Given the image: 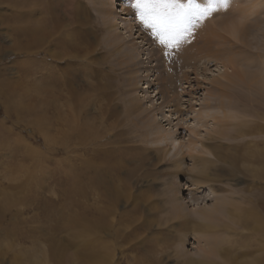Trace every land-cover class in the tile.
<instances>
[{
	"label": "rangeland",
	"instance_id": "1",
	"mask_svg": "<svg viewBox=\"0 0 264 264\" xmlns=\"http://www.w3.org/2000/svg\"><path fill=\"white\" fill-rule=\"evenodd\" d=\"M30 1L36 3V9L47 11L41 12L37 16L46 21V25H49L47 29L53 27L52 19H48V17H59L57 22L60 26L61 38L66 35L71 36L73 47L62 48L61 46L56 49L60 51L65 49L68 52L77 53V56L66 60L67 63L62 62L63 65L56 63L52 68L55 73H51V70H48L50 73L44 72V70L38 72L33 70L32 79L28 77L30 80L26 82L24 74H28L21 67L24 64L21 54L24 53L18 47L19 42L22 44L26 42V39L22 37L25 32H15L14 28L20 23L22 24L23 19L29 21L32 17L21 13L16 15L15 7L21 8L23 3L29 4ZM30 1L0 0V67L7 66L6 69L0 68V73L3 75L0 77L4 78H0V87L2 86L0 90L4 94L0 96V264H90L85 258L89 249L90 236L84 220L72 223L73 225L68 221L76 213L82 214L84 219L93 214L96 215L98 212L95 208L109 201L111 203V198L114 199L116 190L124 194L128 192L129 198L119 197L120 201L117 199L118 202L115 206L117 214L107 216L108 228L101 232L103 238L114 243L118 241L120 246H117L123 247L122 252L121 248L117 250L114 262L129 264L127 260L131 259L130 256L136 255V257H140L139 259L148 258V254L151 255L150 251H154L153 253L160 257L161 264H185L184 257L179 259L174 256V250L178 243L175 237L183 229H179V225H175L173 231L170 222L166 219L168 217L166 214L168 205L165 200L167 196L163 193L169 192L168 189L171 187H179L178 194L189 212L210 206L214 195H223L224 198L228 195L224 200H227L230 206L227 204V208L220 212V216L225 215L222 216L219 227L213 230L224 241L221 242V253L214 258L212 264H264V227L253 229V223L249 221L247 223L238 214L240 209H248L250 206L255 207L264 217V171L260 170L259 164L253 160L254 157L248 159L246 156L247 151L254 152L263 147V143L256 144V142L264 140V133L219 140L223 142L224 146H222L221 152L225 155L222 156L221 152L217 154V157L208 155L212 160H215L214 167L218 181L211 183L213 185H210L209 182L205 186L206 188L201 189L202 191L194 193L190 191L191 187H187L186 180L188 181L189 173L184 171L183 175L175 177L173 162L169 160L172 158L171 154L163 158L162 151L160 153L156 151L157 146L152 143L151 137L144 136L142 128H140L141 123L137 122L134 125V122H130V118L125 113V108L127 104L129 105L126 100V95L129 92L127 90L130 89V93L135 96L138 95V91H142L141 87L152 82L154 83L152 88L145 89L148 91L146 94L148 97L143 98L141 102L145 106L153 103L152 105L156 106V109L144 112V116L155 113L156 124L174 131L175 136L181 142L191 136L188 130L191 127L203 132L204 128H199L195 117L198 113L203 114L206 108L204 101L212 98L210 97V93H212L211 80L224 72L231 71V68L223 62L224 60L204 54L203 56L207 59L206 63L202 62L196 71L188 72L191 82L185 83L179 80L176 83L177 87L168 86L167 81L164 80L167 78V75L163 73L168 71L166 66L157 67L151 71L152 66L150 67V65L156 64L157 60H155L147 64L149 67H144L147 71H151V74L140 80L141 78L138 76L140 72H133L130 75L125 73L126 70L118 65V54L116 51H111L104 41L108 29L111 28L105 25L101 19L100 13L103 9L101 2L104 0ZM123 3L128 16L133 18L132 22H137L138 28L144 31V38L148 40L146 41L151 49L148 56L156 53L153 59L162 57L161 47L154 42L150 32L144 30L143 26L139 25V21L134 19L132 9L128 4ZM117 9H120V6ZM113 11L115 10L113 9ZM258 12L259 20H264V10L260 12L259 9ZM256 13L250 18L253 19L257 16ZM37 23L43 24L44 22ZM261 26L263 27L255 32L259 35L248 37L251 49L255 50L254 52L257 54L262 53L264 49V25ZM122 31V29L121 31L115 30L118 34ZM254 38L256 39L254 40ZM135 40L124 37L122 41L123 45L134 47L135 52L139 53L138 58L146 57V54L143 53L148 50L141 51V47L137 48ZM231 43L233 44V42ZM231 43L226 41L222 46L227 47ZM41 54L44 53L41 52ZM29 58L33 60L32 64L36 65L42 61V58L39 57L31 56ZM167 58L165 57L166 60ZM263 60L264 56L258 55L254 60V65L250 68L252 70L260 69L259 64ZM93 66L99 70L97 73L91 72L92 70L88 71V67ZM183 69L182 71H187V68ZM71 70L72 72H70ZM177 72L179 75L182 74L180 70ZM61 73L67 76L69 85L71 84L77 90V95H80L81 100L76 107L77 116L75 118L78 126L82 127V132L90 131L92 135L90 139L81 136L82 139L79 140L76 137L77 134L69 139L65 135L68 130L67 125L61 126L60 118H64L65 121V117H70L71 110L69 111V103L65 99L68 92H62L60 95L58 90H63L68 86L62 87V82H52L54 80L51 81V78L54 76L49 75L60 74L61 76ZM128 77L133 84L131 86L127 85ZM37 78L44 79V81L49 80L47 83L52 84L50 87L56 86V92H53L54 95L49 98L51 101L49 107L39 97L33 98L29 97L30 94H26V89H28L26 83ZM90 84L94 88H89ZM97 84H101L99 85L101 88L105 85L107 87L104 90H97ZM159 90L161 93L152 97ZM171 91L179 94L178 102L168 103L169 107L164 106L165 102L164 105H159L162 100H169L174 96ZM11 92H14L13 95ZM228 93V99L232 105H229L231 109L227 111H233L237 116L245 115L246 111L241 107L237 109V101L244 97H253L250 95L252 92L242 88V91L235 90L234 93L229 90ZM159 96L160 98L157 99ZM216 101L212 100L210 103H212V108L218 109ZM59 107L63 109L61 110ZM107 108L111 110V115L106 113ZM176 108L181 111H177ZM174 110L176 111L174 112ZM259 112L262 116V112ZM162 113L165 117H162ZM168 118L170 121L166 120ZM260 121L264 123V120ZM61 128H64L65 133ZM200 137L203 141L210 142V140H206L207 134L201 133ZM241 144L244 145L243 149L234 147L241 146ZM183 150L185 151V149ZM190 164L189 158L186 157L182 160L183 168ZM92 165L99 168L103 175V182L108 185L109 189L101 192L99 190L97 194L89 192L84 194L83 198L77 196L75 197L77 204H68L67 192H65L66 185L70 182L68 166L75 172L77 171L76 174L80 178H84L83 171L88 167L92 168ZM227 171L233 172V175L230 176ZM118 179L128 185L125 187L126 189L118 186L120 184L117 182ZM80 187L82 188L79 191L84 188L90 191V186H86V184ZM133 205H135L136 209H134L137 213L135 216L140 217V221H133L132 226L127 227L128 222L126 221L131 218L130 210L133 209ZM232 205H237L236 209L239 210H235ZM231 210L234 211L233 214ZM92 212L94 213L92 214ZM143 219L151 222V227L139 228L130 236L131 239L126 238L130 228L143 222ZM249 220L251 221V219ZM160 222L164 223L161 227H159ZM197 223L200 222L192 221L184 229L186 231L183 241L184 248L190 251L189 257L192 258L197 257L198 251L192 235L202 231ZM77 234L80 237H76ZM158 234L163 236L164 240L158 241L156 237ZM119 236L120 238H118ZM134 236L142 238L145 236L144 238L156 243L150 247L146 244L147 239L142 241L143 244L139 242L142 239H139L136 246L133 247L134 250L131 251L125 245L129 241L133 244ZM224 250H227L228 253H224ZM130 261L133 264V260ZM137 264L140 262L137 261Z\"/></svg>",
	"mask_w": 264,
	"mask_h": 264
},
{
	"label": "bare ground",
	"instance_id": "2",
	"mask_svg": "<svg viewBox=\"0 0 264 264\" xmlns=\"http://www.w3.org/2000/svg\"><path fill=\"white\" fill-rule=\"evenodd\" d=\"M101 3L103 7L102 12L100 13L101 19L105 25H108L111 27L110 29H108L107 37H105L104 41L106 44H108L111 51H116V53L118 54V65L122 67V69L126 70L125 71L126 74L130 75L133 72H136V73L140 72L138 76L141 78L140 80H143L145 76L148 77L149 74H151L150 72L155 70L154 68L157 69V67L161 68V67L166 66L168 71L163 72L164 74L167 75V78L166 79L164 78V80L167 81L166 83L168 86L177 87L176 83H178L179 80H182L185 83L191 82L188 72L196 71L199 68L198 66H200L202 62L206 63L207 59L203 56L204 54H207L209 56H215V58L218 57L219 59L224 60L223 62L226 64V66L231 68L230 72H224L220 76L215 77L211 80L212 93H210L211 95L210 97L212 98H209L204 101V105L206 106V108L203 114L198 113L195 117L197 119V123L199 124V128H204L203 132H201L200 130L198 131L197 129H195V127H191L190 129H188L191 136L184 142H181V140L177 136H175L174 131L168 130L163 127H159L156 124V121L154 118L155 113H153V115H150V116H148L147 114L144 116V112L152 111V109H156V106L152 105L153 103L152 104L150 103L149 105L145 106L141 102L143 98L148 97L146 95L148 91H145V89L152 88L151 86H153L154 83L149 82V84H147L145 87H141L142 91L141 92L138 91L137 93L138 95H135V96L132 95L130 93V89L127 90L129 92L126 95L127 96L126 100L129 102V105L127 104L125 108V113L130 118L131 120L130 122L133 121L134 125H136L137 122L141 123L139 124H140V128H142L144 136L151 137L152 143L157 146L156 151H158L159 153L162 151L163 158L171 154L172 158H169V160L173 162V166L175 168V177L180 174L183 175L184 171L188 172L189 173L188 181L186 180L188 186L187 185L186 186L191 187L190 191L194 193L202 191L201 189L204 188L206 185H208L209 182H210L209 183L210 185H213L211 183H215L218 181L217 175L215 173L216 172L215 167H214L215 160H212L208 155L217 157L218 156L217 154L221 152L222 146L224 145H223V142H220L219 140L228 139V138L233 139L237 137L238 138L245 137V136L254 135V134L259 135L261 133H264V123L260 121V120H264V60L261 61L259 64L260 69L255 68L252 70L250 68L251 66L254 65V60L258 55H260V57L264 56L263 55L264 49H263V52L260 54H257L256 52H254L255 50L251 49L250 40L248 38L250 35H252V37L256 36L257 33L255 34V32L260 30L261 29L260 27H263L261 26L262 24L264 25V20H261V19L259 20L258 18L259 9H260V12L264 10V0H227V7H219L217 11L213 12L210 16H208L204 20L194 19L193 21L194 27L191 29L192 35L189 37V42L182 44L179 50L174 51L172 55L168 56L169 59L167 58V60L165 59V57L163 58V56L156 57V59H153L154 58L153 56H155L156 53L155 55L152 53L150 56H148L151 49H149L150 45H148V42H147L148 40L144 38V35H143L144 31L141 30V28H138L137 22H132L133 18H130V16H128V13L124 9L125 7H123L124 6L123 2H121L120 0H104V2H101ZM26 4H27L26 2L23 3V7L21 8L15 7V13L16 15L21 13L23 15H27V17H32V18L29 19V21H27V19H23L21 21L22 24L20 23V25L15 26L14 31L15 32H25V34H23L22 37L26 39V42L25 44H22L21 42H19L18 47L22 49V52L24 53V54H21V56H23L21 57V60L24 64L23 65L20 64V65L23 70L27 71L28 75L24 74V77H25L24 80L27 82L28 80H30L28 79V77L32 79L33 70L36 72L43 71V70L44 72H49L48 70H51V73H52L54 72L52 71V68L55 66L56 63H61V64L62 62L67 63L65 61L69 59L71 60L73 59V57L75 58L77 56V53H71L65 49H62L61 51L56 49L61 46L62 48L63 47H67V48L73 47V44L71 42L72 40L71 36L66 35L63 37L64 39L61 38V31L59 30L60 26H59V23L57 22L59 17H56V16H52L50 18L48 17V19H52L51 21L53 23L52 24L53 27L52 29H47L49 25H46V21L43 20L42 17L41 18L37 17L39 13L41 12L44 13L47 11H44V10L40 11L39 9H36L35 7L36 3L32 1H30L29 4L27 5ZM119 6H120V9H117ZM113 9L115 11H113ZM255 13L257 14V16L251 19L250 17ZM42 21L44 22L43 24L37 23V22H42ZM112 26H115V28H112ZM117 29L120 31L122 29L123 31L120 32V34H118L115 32V30ZM124 37H129L134 40L136 39L135 44H137L136 46L137 48L141 47V51L148 50L143 53V54H146V57L142 58L141 56L138 58L139 53L135 52L134 47L132 45L130 46L123 45L122 40ZM255 39L256 38H254V40ZM226 41H228V43L229 41L230 43L233 42V44L231 43L230 46H227V47L222 46L223 42H226ZM161 50L163 51L162 48ZM41 52H43L44 54L42 55ZM236 54L240 55L239 56L240 58L238 57V55H237L238 57L237 58ZM8 56H10V54ZM31 56L42 58V61L37 63V65L32 64L33 60L29 58ZM155 60H157V63L150 65V67L152 66L153 69L151 68V71H147V69H145L144 67H149L147 64L152 63ZM51 63H52V66H50ZM6 67L7 66H2L0 68L6 69ZM183 68L184 69L187 68V71L184 70ZM96 69L97 67L95 66L88 67V71L92 70L91 72H94V73H97V71H99ZM182 69L184 71H182ZM60 70H62V68H60ZM178 70L182 72L181 75H179V73L177 72ZM70 72H72V70ZM49 75L54 76L51 78V81L54 80L52 82H62L63 83L61 85L62 87L68 86V88H64V89L62 88L63 90H58L59 92L57 91L59 94L62 92L64 93L68 92L67 93L68 95H66L67 97L65 99H66V102L69 103L68 105V107H70L69 111L71 110L69 112L70 117L69 118L65 117V121H64V118H60L61 126L63 127L66 124L68 127L67 128L68 130L65 135H67L69 139H71V136H73L74 134H77L76 137L79 140L82 139L81 136H84V138L90 139V136H92L90 131L87 129L88 131L82 132V127L78 126L77 119L75 118V116H77L75 113L77 110L76 107H78L77 105L79 101L81 100V98L79 97L80 95L79 96L77 95V90H75V88H73L71 84L69 85L68 78L63 73H61V76L60 74H57V75L49 74ZM0 76H3V75L0 73ZM0 78L4 79L3 77H0ZM148 80H152V79H148ZM154 80H156V78H154ZM48 81L47 80L44 81V79L41 80L38 78L34 79V81L32 82L29 81L28 83H26L28 84L27 85L28 89H26V92H27L26 94L28 95L30 94L29 97L32 96L33 98L39 97L40 100H43L44 104L49 107L50 102H51L49 98H51L52 95H54L53 92H56L55 91L56 86H54V88L53 86L50 87V85L52 84L47 83ZM99 85L98 84L96 85L97 90H100V89L104 90V88L107 87L105 85L103 88H101L99 87ZM127 85L128 86L133 85L130 82L129 77H128ZM50 88H53L54 90ZM89 88H94V87L90 84ZM242 88L243 90L244 89L250 90L252 92L250 95H252L253 97L251 96L244 97L242 100L237 99L238 100L237 109L241 107L242 110L246 111L245 112L246 114L244 113L245 115L237 116V114H235L233 111L232 112L227 111L228 109H231L229 105H232V102L230 103L228 99V94H229L228 91L231 90V92L234 91L235 93V90L242 91ZM13 93L14 92H11L12 95ZM160 93H161L160 90L156 91V94L152 97H155L159 95ZM172 94H174V96L172 97L171 95L172 97L171 99L169 100L164 99L161 102H159V105L160 104L164 105V102H165L166 105L164 106L169 107L170 105L168 103L172 101L173 103L178 102L177 100H178L179 94L174 93V92H172ZM1 95H4V94L0 90V96ZM160 96L157 97V99H159ZM55 100L58 101V99H55ZM212 100L213 101L217 100L216 107H218V109H215L214 107L212 108V105H211L212 103H210ZM150 108L151 110H149ZM176 110L179 112L181 111L180 109H177V108ZM176 110H174V112ZM217 110L221 113L216 112ZM259 111L262 112L263 114L262 116H260ZM174 112L173 114H175ZM106 113L111 115V110L110 109L108 110L107 108ZM162 117H165V115L163 114ZM166 120H169V118ZM61 129L63 132L65 131L64 128H61ZM201 133L207 134L208 137L207 138L205 137V138L208 141L210 140V142H205V140L203 141L202 137H200ZM261 143H263V147L261 149H257L254 152L247 151L246 156L248 157V159L250 157L251 158L254 157L253 160L259 164L261 168L260 170L264 171V140H260L259 142L258 141L256 142V144H261ZM158 145H161V146H158ZM163 145L165 146L162 147ZM234 147L236 149H243L244 145L241 144V146L237 145ZM183 149H185V151ZM221 153L223 154V152ZM224 155L225 154H223L222 156ZM186 157L190 159L191 164L190 166L183 168L182 160L185 159ZM69 166H68V173L70 174H68L69 175L68 180L70 179L69 180L70 182L67 183L66 185L67 190H65V192H67L66 196H67L68 204H72V205L77 204L75 200V197L77 196L80 198H83L84 194H87L89 192H94L97 194L99 190L101 192V191H104L105 189H109L108 185L104 184L103 182L104 181L103 175L100 173L99 168L94 167L93 165L91 166L92 168L90 167L86 168L87 170L83 171L84 178H80L79 175L76 174L77 171L75 172L74 169H70ZM228 174L232 176L233 172L229 171ZM117 182H120V180ZM83 184H86V186H90V191L86 188H84L86 190L82 189L81 191H79L82 188L80 186H82ZM118 186L121 188H125L128 185H126L124 182H120ZM178 188L179 187L177 188L171 187L168 189L169 192L165 191L163 193L164 195L167 196L165 198L167 202L166 204L168 205L167 212H166V214H168V217L166 219H168L167 221L170 222V225H171L170 227L172 228L173 231L175 230V225H179L178 228L183 229L182 231L180 230L178 235H176L175 237V239L178 240V243L175 247L176 249L174 250L175 251L174 256H176L179 259L184 257L183 261H185V264H212L214 262V258L217 257L219 253H221V249H222L221 242L224 241L223 238L220 236H217L213 232V230L219 227V222H221L222 216L225 215L223 213L224 215L220 216L221 215L220 212H223L227 208V204H229L230 206V203L227 200H224L228 195L225 196V198L223 195L222 196L214 195L212 199V204L210 206H206L204 208H199L197 210H193L192 212H189L186 210L187 207L185 206L184 201L181 199V197L178 194ZM212 188H213V192H215L214 187ZM119 197L128 199L129 198L128 192L124 194L121 191L116 190V193L114 194V199L110 197L112 200L111 203L109 201L108 203L110 204L104 203L98 206L97 208H95L96 212L98 213L94 215L93 214L94 212H92L93 215L87 219H84L82 217V214H79V213H76L74 217H72V219L70 220L69 218L67 219V221L69 220L68 223H71V224L72 223L74 224L76 222L78 223V221L80 222L81 220H84L85 225H86L85 227L87 228L88 234L90 236V240L88 243L89 249H88L87 254L85 255V258L87 259V261H89L90 264H118L119 263V262L118 263L114 262L115 254L117 250H120L121 248L117 246L119 245L118 241L115 243L111 242L109 240H106V238H103L101 235V232L104 231L106 228H108V225H109L107 216L110 214L112 215L117 214L115 206L119 200ZM232 206H234L235 210H239V209H236L238 207L237 205H232ZM132 207L133 209L130 210L132 212V214L130 213L131 218L127 219L126 221L128 222L127 227H129V225L132 226L131 224L133 223V221H137V222L140 221L139 220L140 217L138 218L137 216H135V214H137L135 213L136 211L135 205H133ZM229 212H230V209H229ZM233 212L234 211H232V214ZM238 214H240L241 217L244 218L243 220H245L247 223L248 221L253 223V226H252L253 229H262L264 227V217L256 210L255 207L249 206L248 209H244V210L240 209ZM110 217L112 219V216ZM249 219H251V221ZM195 220L196 222L197 221L200 222L197 224H199L200 229L202 231L196 232L192 235L195 240L198 251H199V252L197 251L196 253L197 257L192 258V257H189L190 251L184 248L183 241L186 236V231H184V229L187 228L188 223H191L192 221H195ZM142 221L143 222L137 223L132 228H130L131 230H129L127 234L125 232L126 234L125 237L129 239L130 236L134 234L133 232H136V230H138L139 228H146L151 225L150 224L151 222H149L146 219H143ZM162 222L159 223L160 225L159 227L164 225V223L162 224ZM76 237H80V235L77 234ZM144 237L143 238L135 237L133 244L129 241L128 243H126L125 246L129 248L131 251H133L134 250L133 247L136 246L137 240L142 239L139 241L141 244H143L142 241L143 242L144 240L146 241L147 238H144ZM156 237L158 238V241L164 238L163 236L159 234ZM118 238H120V236ZM154 243L156 242H153V241L151 242V240L147 239L146 244L150 245V247L151 246L153 247ZM122 250H123V247L121 248L120 251L122 252ZM226 251L224 250L223 252L228 253ZM153 252L150 251L151 255L148 254L150 259L149 257L148 258L143 257L142 259H139L140 257H136V255H132L130 256L131 258L130 260H133V264H137V261L140 262V264H161V260L159 261L160 257L154 254ZM130 260L128 259L127 261L129 262V264H132L130 263L131 262Z\"/></svg>",
	"mask_w": 264,
	"mask_h": 264
},
{
	"label": "snow or ice",
	"instance_id": "3",
	"mask_svg": "<svg viewBox=\"0 0 264 264\" xmlns=\"http://www.w3.org/2000/svg\"><path fill=\"white\" fill-rule=\"evenodd\" d=\"M168 57L189 42L194 19L204 20L227 0H121Z\"/></svg>",
	"mask_w": 264,
	"mask_h": 264
}]
</instances>
